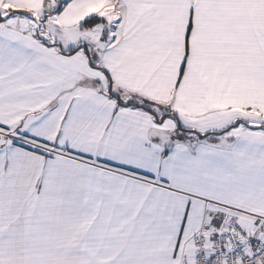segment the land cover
Listing matches in <instances>:
<instances>
[{"label": "snow or ice", "instance_id": "6c2138e0", "mask_svg": "<svg viewBox=\"0 0 264 264\" xmlns=\"http://www.w3.org/2000/svg\"><path fill=\"white\" fill-rule=\"evenodd\" d=\"M0 264H264V0H0Z\"/></svg>", "mask_w": 264, "mask_h": 264}]
</instances>
